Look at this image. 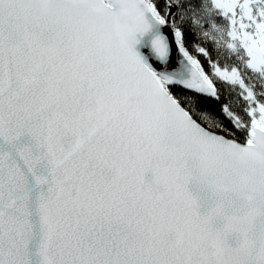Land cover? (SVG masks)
Masks as SVG:
<instances>
[{
  "label": "snow or ice",
  "instance_id": "6c2138e0",
  "mask_svg": "<svg viewBox=\"0 0 264 264\" xmlns=\"http://www.w3.org/2000/svg\"><path fill=\"white\" fill-rule=\"evenodd\" d=\"M0 264H264V0H0Z\"/></svg>",
  "mask_w": 264,
  "mask_h": 264
}]
</instances>
